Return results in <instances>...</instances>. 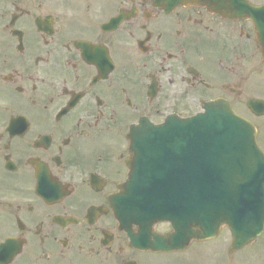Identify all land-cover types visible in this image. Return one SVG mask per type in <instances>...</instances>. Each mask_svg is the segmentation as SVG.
<instances>
[{
	"label": "flooded vegetation",
	"instance_id": "1",
	"mask_svg": "<svg viewBox=\"0 0 264 264\" xmlns=\"http://www.w3.org/2000/svg\"><path fill=\"white\" fill-rule=\"evenodd\" d=\"M212 103L264 154V0H0V264H264L217 188L190 196L202 239L118 219L137 129Z\"/></svg>",
	"mask_w": 264,
	"mask_h": 264
},
{
	"label": "water",
	"instance_id": "2",
	"mask_svg": "<svg viewBox=\"0 0 264 264\" xmlns=\"http://www.w3.org/2000/svg\"><path fill=\"white\" fill-rule=\"evenodd\" d=\"M242 2L245 4V0ZM205 108L206 114L187 120L168 119L156 130L151 127L146 130L155 133L153 137L135 140V144L132 145L135 161L133 174L145 170L143 167L140 168V162H145L148 156L158 158L160 153L163 157V168H166L170 155L175 149L174 163L179 167L180 178L176 176L178 183L173 185L156 183L149 186L143 181L139 184L138 177L136 178L134 174L132 182L122 188V192L117 197L119 219L126 220V215L130 212L132 222H142L144 215L134 214L137 209L150 215L159 210L160 214L149 219L148 222L170 221L176 229V234L202 239L203 229L193 234L187 231V228L190 230L186 220L190 212L188 204L190 190L187 178L194 163L195 182H201L200 185L195 186V194H201L207 175L212 174L211 179L214 176L215 170L208 171L204 165L212 154L224 157L226 160V167L222 169V180L225 189L229 190V195L235 194L236 188L237 195L241 197L236 202V215L224 217L222 222H225L232 229L234 236L241 238L242 244H245L243 242L253 240L264 228V156L256 147L254 130L248 122L234 116L229 107L219 103L208 104ZM145 141L153 144L147 145ZM154 165L152 163L151 169ZM171 196L178 200L170 207L159 205L152 209L145 206L148 205V199H167ZM174 215L177 217L175 218ZM196 223L201 226L197 221Z\"/></svg>",
	"mask_w": 264,
	"mask_h": 264
}]
</instances>
